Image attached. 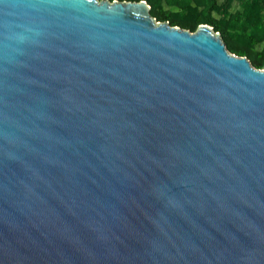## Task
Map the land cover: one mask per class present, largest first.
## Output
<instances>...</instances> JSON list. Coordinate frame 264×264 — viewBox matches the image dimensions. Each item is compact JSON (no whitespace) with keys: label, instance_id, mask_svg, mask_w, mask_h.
<instances>
[{"label":"water","instance_id":"1","mask_svg":"<svg viewBox=\"0 0 264 264\" xmlns=\"http://www.w3.org/2000/svg\"><path fill=\"white\" fill-rule=\"evenodd\" d=\"M0 264H264V68L146 0H0Z\"/></svg>","mask_w":264,"mask_h":264},{"label":"rangeland","instance_id":"2","mask_svg":"<svg viewBox=\"0 0 264 264\" xmlns=\"http://www.w3.org/2000/svg\"><path fill=\"white\" fill-rule=\"evenodd\" d=\"M146 1L156 22L168 21L191 32L208 24L220 33L229 52L264 68V0H216L215 4L213 0Z\"/></svg>","mask_w":264,"mask_h":264},{"label":"trees","instance_id":"3","mask_svg":"<svg viewBox=\"0 0 264 264\" xmlns=\"http://www.w3.org/2000/svg\"><path fill=\"white\" fill-rule=\"evenodd\" d=\"M216 3V0H213V4H215ZM218 30V29H217Z\"/></svg>","mask_w":264,"mask_h":264}]
</instances>
